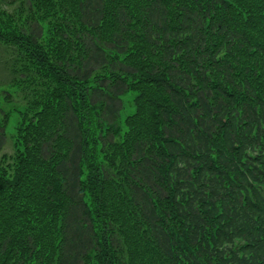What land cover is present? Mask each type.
<instances>
[{"label": "trees", "instance_id": "obj_1", "mask_svg": "<svg viewBox=\"0 0 264 264\" xmlns=\"http://www.w3.org/2000/svg\"><path fill=\"white\" fill-rule=\"evenodd\" d=\"M0 44V264H264V0H0Z\"/></svg>", "mask_w": 264, "mask_h": 264}, {"label": "rangeland", "instance_id": "obj_2", "mask_svg": "<svg viewBox=\"0 0 264 264\" xmlns=\"http://www.w3.org/2000/svg\"><path fill=\"white\" fill-rule=\"evenodd\" d=\"M7 60L8 52H6L4 45L0 44V120L7 113L8 121L6 125L8 128H11L17 120L18 115L16 110L21 104L22 92L19 87L11 84V74L7 68ZM130 97L131 95H125V99ZM11 142L12 140L8 135L2 152H11Z\"/></svg>", "mask_w": 264, "mask_h": 264}]
</instances>
